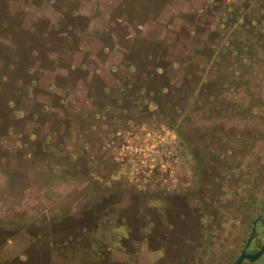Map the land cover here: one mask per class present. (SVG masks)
I'll return each instance as SVG.
<instances>
[{"label": "rangeland", "instance_id": "374dc122", "mask_svg": "<svg viewBox=\"0 0 264 264\" xmlns=\"http://www.w3.org/2000/svg\"><path fill=\"white\" fill-rule=\"evenodd\" d=\"M54 1L43 34L0 0V251L219 264L233 197L264 172V0H123L106 29Z\"/></svg>", "mask_w": 264, "mask_h": 264}, {"label": "flooded vegetation", "instance_id": "af4514ba", "mask_svg": "<svg viewBox=\"0 0 264 264\" xmlns=\"http://www.w3.org/2000/svg\"><path fill=\"white\" fill-rule=\"evenodd\" d=\"M257 175L251 188L242 183L239 195L233 197L231 208L238 216V225L224 234L213 251L219 264H264V172ZM216 234L220 235L221 230Z\"/></svg>", "mask_w": 264, "mask_h": 264}, {"label": "crops", "instance_id": "0c3cea01", "mask_svg": "<svg viewBox=\"0 0 264 264\" xmlns=\"http://www.w3.org/2000/svg\"><path fill=\"white\" fill-rule=\"evenodd\" d=\"M89 3H91L92 5L89 6ZM109 3H113L112 7L109 6ZM7 5L12 14L27 13V15H29V18L28 16H26L27 18L25 19L24 25L34 28L36 31L41 32L43 34L49 33L59 24L63 14L62 11L64 10V7H58L54 0H48L46 3H41L40 0H7ZM115 6H117V8H120L122 6L124 7L123 0H79L78 6L72 8V11L75 14L94 17L88 23L87 29L90 28L93 21L97 20V18L105 19L103 27L104 29H106L107 26L110 24L111 16H113V19L123 20L126 15L123 8L115 9V13L113 11V7ZM166 29L170 30V28ZM77 52L80 53L82 52V50L79 49V51ZM75 69L76 73L74 77V83L76 85V81L81 83L82 77L84 79L85 75H83L84 70L81 65H77V67L75 66ZM35 120L39 125H42L46 129L49 128V126L51 125L50 118L49 116H47V113L45 111H38L35 115ZM8 245L9 244H6L4 247H2L3 249H1L0 251V264H9L10 262L7 250ZM12 256L13 259L17 258L20 261H25L22 253H16ZM10 259L12 258L10 257Z\"/></svg>", "mask_w": 264, "mask_h": 264}]
</instances>
